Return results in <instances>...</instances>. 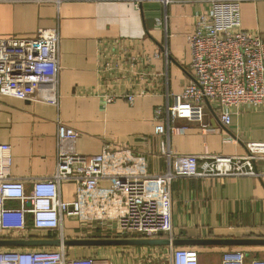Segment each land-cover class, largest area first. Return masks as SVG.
<instances>
[{"label": "crops", "instance_id": "obj_1", "mask_svg": "<svg viewBox=\"0 0 264 264\" xmlns=\"http://www.w3.org/2000/svg\"><path fill=\"white\" fill-rule=\"evenodd\" d=\"M210 7L208 0L0 2V36L29 38L43 28H56L60 36L57 105L0 94V143L10 147V175L53 173L58 122L79 132L75 149L81 154L99 153L105 145L127 146L146 156L150 173L162 170L159 147L165 137L154 133L153 112L171 104L192 79L187 35L196 15ZM240 20L243 29L264 39V0L241 1ZM124 93L136 94L132 103L116 96L106 101ZM206 119L212 130L205 132L196 122L176 120L184 130L169 135L170 150L241 156L246 142L264 141V103L233 108L227 126ZM254 166L258 176L172 181L176 237L264 239V159ZM62 188L63 197L70 198L73 185ZM215 247L245 252V264L252 257L264 259V245ZM70 253L91 251L71 247ZM210 257H201L199 264H220Z\"/></svg>", "mask_w": 264, "mask_h": 264}, {"label": "built area", "instance_id": "obj_2", "mask_svg": "<svg viewBox=\"0 0 264 264\" xmlns=\"http://www.w3.org/2000/svg\"><path fill=\"white\" fill-rule=\"evenodd\" d=\"M63 0H0V2L60 3ZM140 1V0H139ZM164 5L177 0H159ZM208 0L210 11L198 14L187 35L192 79L173 102L153 112L154 133L164 136L159 152L165 167L148 170L146 156L127 146H103L99 153L76 151L79 132L57 123L56 165L46 177H14L8 168L9 145L0 143V238L66 237L64 218L86 225L79 231L111 237L174 239L171 183L179 177L225 178L258 176L254 163L264 159V141H248L241 156L178 154L169 148V135L183 131L175 121L198 123L212 130L206 116L213 113L222 126L233 108L264 103V39L241 27L240 2ZM59 33L38 29L33 37L0 36V94L31 102H59ZM136 94L109 95L132 103ZM205 109L207 110L205 112ZM28 184L30 186H28ZM71 184L69 197L63 185ZM84 230V231H82ZM71 247L0 248V264H114L113 255L96 251L70 253ZM105 248V247H104ZM99 249V248H98ZM167 264H199L194 246H166ZM246 253L227 251L220 264H245ZM249 264H264L252 257Z\"/></svg>", "mask_w": 264, "mask_h": 264}, {"label": "water", "instance_id": "obj_3", "mask_svg": "<svg viewBox=\"0 0 264 264\" xmlns=\"http://www.w3.org/2000/svg\"><path fill=\"white\" fill-rule=\"evenodd\" d=\"M213 118H216L213 113ZM64 245L66 247H124V246H144V247H166L172 246H237V245H264V239L257 238H181L175 237L170 240L164 237L144 238V237H73L64 238H28L11 239L0 238V248L5 247H55Z\"/></svg>", "mask_w": 264, "mask_h": 264}, {"label": "rangeland", "instance_id": "obj_4", "mask_svg": "<svg viewBox=\"0 0 264 264\" xmlns=\"http://www.w3.org/2000/svg\"><path fill=\"white\" fill-rule=\"evenodd\" d=\"M207 110L205 109V112ZM86 225L85 222L79 223L74 218H64V231L66 236L73 237H98L96 232H84L83 235L79 231L82 227ZM84 231V230H82ZM95 234V235H94ZM102 236L104 233H99ZM99 248V249H98ZM198 253V263L201 257L206 255H211L212 260H217L219 263L221 258L227 250L224 248H219L215 246H194ZM80 249H89L90 251H110L114 258V264H167L168 254L165 249L160 247H142V246H124V247H77V250ZM225 250V251H224Z\"/></svg>", "mask_w": 264, "mask_h": 264}, {"label": "trees", "instance_id": "obj_5", "mask_svg": "<svg viewBox=\"0 0 264 264\" xmlns=\"http://www.w3.org/2000/svg\"><path fill=\"white\" fill-rule=\"evenodd\" d=\"M97 234L96 235H99L98 237H101V235L98 233V232H96ZM95 235V234H94ZM93 237H96V236H93ZM102 237H111V236H109V235H106V236H102ZM163 248V247H162Z\"/></svg>", "mask_w": 264, "mask_h": 264}, {"label": "bare ground", "instance_id": "obj_6", "mask_svg": "<svg viewBox=\"0 0 264 264\" xmlns=\"http://www.w3.org/2000/svg\"><path fill=\"white\" fill-rule=\"evenodd\" d=\"M217 118V117H216Z\"/></svg>", "mask_w": 264, "mask_h": 264}]
</instances>
